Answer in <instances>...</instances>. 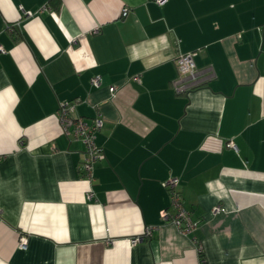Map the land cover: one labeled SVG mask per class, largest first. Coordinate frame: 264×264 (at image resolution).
<instances>
[{
	"label": "crops",
	"instance_id": "crops-1",
	"mask_svg": "<svg viewBox=\"0 0 264 264\" xmlns=\"http://www.w3.org/2000/svg\"><path fill=\"white\" fill-rule=\"evenodd\" d=\"M57 1L0 0V264H264V0ZM61 102L103 116L92 182Z\"/></svg>",
	"mask_w": 264,
	"mask_h": 264
},
{
	"label": "built area",
	"instance_id": "built-area-1",
	"mask_svg": "<svg viewBox=\"0 0 264 264\" xmlns=\"http://www.w3.org/2000/svg\"><path fill=\"white\" fill-rule=\"evenodd\" d=\"M159 5H164L168 0H154ZM128 9L123 10V16L128 15ZM30 14V13H28ZM4 51L0 45V52ZM195 51L183 53L176 59V64L179 72L178 82L182 83L186 80L195 81L197 77V70L195 64ZM137 81H140L139 77H135ZM92 84L96 87L101 85V77L96 76L92 79ZM112 90H114L112 88ZM73 102H61L58 110V118L66 133H70L77 140H81L85 144V158L83 161V169L85 176L89 182H92L95 178L94 171L97 162L104 159V150L97 142V134L102 130L104 126V119L100 112L92 119H85L82 117H72L71 111L74 108ZM170 197L171 206L175 210L174 214L170 213L169 210L162 212V219L164 222L174 224L181 232L190 233L198 227V221L194 220L192 213L184 206L181 193L178 189L179 179H170L165 184ZM93 197V192L90 191L88 198ZM220 207H216L215 211L219 212ZM153 228L146 230V235H151ZM143 240V238H136L133 240L134 243ZM28 240L25 236L21 237L20 245L23 248L27 247Z\"/></svg>",
	"mask_w": 264,
	"mask_h": 264
},
{
	"label": "trees",
	"instance_id": "trees-1",
	"mask_svg": "<svg viewBox=\"0 0 264 264\" xmlns=\"http://www.w3.org/2000/svg\"><path fill=\"white\" fill-rule=\"evenodd\" d=\"M57 1V0H56ZM60 4L59 1H57V5Z\"/></svg>",
	"mask_w": 264,
	"mask_h": 264
}]
</instances>
